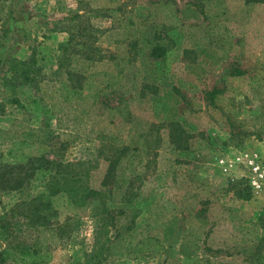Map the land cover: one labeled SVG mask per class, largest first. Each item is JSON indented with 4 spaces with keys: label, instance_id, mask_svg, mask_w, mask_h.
<instances>
[{
    "label": "rangeland",
    "instance_id": "rangeland-1",
    "mask_svg": "<svg viewBox=\"0 0 264 264\" xmlns=\"http://www.w3.org/2000/svg\"><path fill=\"white\" fill-rule=\"evenodd\" d=\"M215 1L0 0V153L49 168L37 187L31 160L2 168L0 264H263L264 0H229L220 28Z\"/></svg>",
    "mask_w": 264,
    "mask_h": 264
},
{
    "label": "trees",
    "instance_id": "trees-1",
    "mask_svg": "<svg viewBox=\"0 0 264 264\" xmlns=\"http://www.w3.org/2000/svg\"><path fill=\"white\" fill-rule=\"evenodd\" d=\"M262 0H245V5H253V4H261L262 2H260ZM229 4L230 1L229 0H217L214 2V6L216 7L215 10H213L211 13H209L210 15H207L208 13L205 11V9L203 8V5L201 6V12L203 14H206L205 17L210 19V26H217V27H224V22L226 20H231V18H228V9H229ZM158 14H163L164 17L167 18H173L175 21H177V16H175L176 14V10L173 7H169L168 4H164V3H160L158 4ZM156 9V8H155ZM193 12V10L191 8H187L185 11L182 12V14H187V12ZM151 14H155L154 12H152ZM196 14V13H195ZM185 17H187L185 15ZM228 26V24L226 25ZM243 72L240 70H236L235 72L232 73V76L237 79L240 80L239 78L243 76ZM110 84H107L106 87H108ZM260 82L255 80V84H253L254 86H259ZM255 88V87H254ZM60 93H57L58 97L61 98L63 101H70L72 99V95H78L77 97H79L81 95L80 92L77 91L76 88L72 87L71 85L67 84L65 81L61 82L60 84ZM101 91V90H100ZM99 90L96 91L93 94V99L96 100V98L98 99V95H99ZM222 92V89H213L209 92L210 95V104L213 102V100L215 99V97L220 94ZM106 108H108L109 110H113L115 109L116 111H118L119 113H121V109L118 106L115 107H109L107 106ZM123 110V109H122ZM175 125V124H173ZM179 127H172V130L174 131L171 132V137L174 140H177L181 137L182 135V130L180 131L179 129H177ZM134 139V140H133ZM131 141V145L125 144V146L123 148H121V153H125V151L127 152V154L125 156H123V154H121L119 156V160L116 158L114 161L109 160V164H108V170L113 169L118 163L119 161H121L124 157H127L129 159H133L134 157V152L136 150H138L141 145H142V139L143 136L142 134H140V132L138 133V137L137 138H133ZM24 144V142H17L13 145L17 146V148H13V147H9L6 149L5 152L0 153V185L2 187H4L6 180L4 178L5 176V171L2 170V168L6 167L5 164L7 165H12V164H23L25 162H28L31 160V172L29 174V178L32 177V181L34 183V187H37L39 185H41V183H43V181L45 180V177L47 176V172H49V168L44 164V157L42 155V153L40 154V151L36 153V155H29V153L27 152H20L21 151V145ZM14 146V147H15ZM9 163V164H8ZM87 170H93L92 167L88 168ZM87 176H90V171H88ZM28 178V179H29ZM90 179V177L88 178ZM45 182V181H44ZM6 187V186H5ZM11 189L12 186H10ZM90 189H94L92 187H90ZM58 193H60V195L64 194L62 190L57 191ZM208 200H204L202 203L203 205H201V208L199 210V212H203L205 211V207L204 205L207 204ZM257 223L259 224L261 230L264 232V216H261L257 219ZM209 235L205 234L203 235V237H199V240H202L204 242L205 245H208L209 242ZM184 242V241H183ZM146 244V243H145ZM146 246L142 243V245H139L136 248V251L138 252H142V249H144ZM180 253L182 255H188V254H192L193 250L191 248H188L185 243H182V247L180 248ZM259 260L262 259V256H260L258 258ZM264 259V256H263ZM264 264V261H263Z\"/></svg>",
    "mask_w": 264,
    "mask_h": 264
},
{
    "label": "built area",
    "instance_id": "built-area-1",
    "mask_svg": "<svg viewBox=\"0 0 264 264\" xmlns=\"http://www.w3.org/2000/svg\"><path fill=\"white\" fill-rule=\"evenodd\" d=\"M247 164V165H246ZM245 166L250 169V182L254 190L264 193V160L257 154H250L246 158Z\"/></svg>",
    "mask_w": 264,
    "mask_h": 264
}]
</instances>
